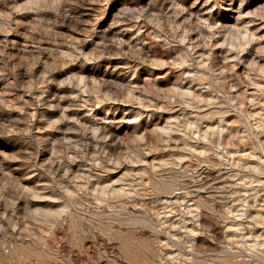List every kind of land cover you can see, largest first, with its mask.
I'll return each mask as SVG.
<instances>
[{"label": "rangeland", "instance_id": "rangeland-1", "mask_svg": "<svg viewBox=\"0 0 264 264\" xmlns=\"http://www.w3.org/2000/svg\"><path fill=\"white\" fill-rule=\"evenodd\" d=\"M0 264H264V0H0Z\"/></svg>", "mask_w": 264, "mask_h": 264}]
</instances>
